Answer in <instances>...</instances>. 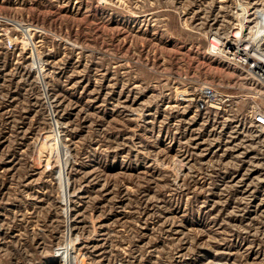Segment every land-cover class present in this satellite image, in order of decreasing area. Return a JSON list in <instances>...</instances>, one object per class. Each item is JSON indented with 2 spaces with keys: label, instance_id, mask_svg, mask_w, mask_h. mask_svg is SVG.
Returning a JSON list of instances; mask_svg holds the SVG:
<instances>
[{
  "label": "rangeland",
  "instance_id": "rangeland-1",
  "mask_svg": "<svg viewBox=\"0 0 264 264\" xmlns=\"http://www.w3.org/2000/svg\"><path fill=\"white\" fill-rule=\"evenodd\" d=\"M258 7L0 0V264H264V131L176 98Z\"/></svg>",
  "mask_w": 264,
  "mask_h": 264
},
{
  "label": "built area",
  "instance_id": "built-area-1",
  "mask_svg": "<svg viewBox=\"0 0 264 264\" xmlns=\"http://www.w3.org/2000/svg\"><path fill=\"white\" fill-rule=\"evenodd\" d=\"M252 23L249 41L239 31L229 34L210 33L206 50L218 57L220 62L233 73L230 87L236 91H227L221 83L202 80L188 83L177 91L176 98L190 102L196 111L210 109H233L235 119L245 120L258 131H264V16L259 15ZM257 18V19H256ZM238 91V92H237ZM233 97H239L232 104ZM246 100V101H245Z\"/></svg>",
  "mask_w": 264,
  "mask_h": 264
},
{
  "label": "bare ground",
  "instance_id": "bare-ground-1",
  "mask_svg": "<svg viewBox=\"0 0 264 264\" xmlns=\"http://www.w3.org/2000/svg\"><path fill=\"white\" fill-rule=\"evenodd\" d=\"M243 11V10H242ZM242 11H240V12H242ZM235 12H237V11H235ZM234 13V12H233ZM243 13H245V12H243ZM243 13L241 14V15H243ZM234 15V14H233ZM241 15H239V16H241ZM257 15H259L260 16V18L262 19V17L264 16V8L263 7H258L256 10H255V12H254V17H256ZM238 30V29H237ZM239 31V30H238ZM58 146V148L60 147V144H58L57 145ZM68 246V245H67ZM59 250V249H58ZM60 250H62V249H60ZM62 252V258H63V260L64 259H66V258H69L70 257V259H71V263L73 262V260H74V258H75V256L74 255H72L71 253H70V251H69V249L66 247L65 249H64V251H61ZM60 252V253H61Z\"/></svg>",
  "mask_w": 264,
  "mask_h": 264
}]
</instances>
